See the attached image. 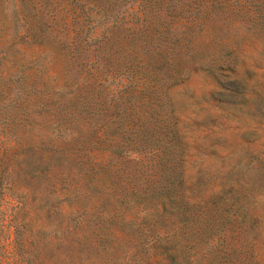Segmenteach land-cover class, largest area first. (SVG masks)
<instances>
[{
	"label": "rangeland",
	"instance_id": "374dc122",
	"mask_svg": "<svg viewBox=\"0 0 264 264\" xmlns=\"http://www.w3.org/2000/svg\"><path fill=\"white\" fill-rule=\"evenodd\" d=\"M102 2L0 0V140L57 139L71 182L35 207L101 218L57 217L51 250L46 230L25 240L32 257L264 264V0ZM79 129L95 133L90 151ZM3 234L0 264H20Z\"/></svg>",
	"mask_w": 264,
	"mask_h": 264
},
{
	"label": "trees",
	"instance_id": "16d2710c",
	"mask_svg": "<svg viewBox=\"0 0 264 264\" xmlns=\"http://www.w3.org/2000/svg\"><path fill=\"white\" fill-rule=\"evenodd\" d=\"M20 1L23 2V0ZM92 1L94 2L95 10L101 13L103 10L99 7L101 3H103V0ZM20 9V7L15 6L14 16L20 26H23L26 30L28 29L26 33L29 35L32 28L27 23ZM104 12L107 13V10H104ZM78 29L79 27L76 31H79ZM90 103L91 101L85 102L86 110L90 107ZM89 113L95 115L98 114L99 111H91ZM54 127H56V125ZM5 131L6 130H0V133L2 132L4 135ZM77 136L78 139L76 142L81 143V148L82 143L86 141L88 143V150L90 151L93 145L90 143V140L92 141V139L96 137L95 133L92 134V132L88 133L84 129H79ZM95 141H97V138H95ZM67 144L68 143L65 142L64 145ZM119 147L120 144L117 145L116 142L111 151H113V149L114 151H116V149L120 150ZM63 150L64 148L60 146L58 140H53L52 138L25 142L13 136L10 140H7V138L0 140V232L4 233V237L7 235L6 233H11L13 236L12 244L14 252H12V254L20 264H38L32 257L37 250L36 246H31V243L29 247H27L25 241L29 238V235L36 234L39 230H46L49 234L54 236V238L50 237L47 247L51 250L56 246L55 242L54 244L52 243L58 239L57 236L60 231V225L63 224V222L57 228H54V230L53 228H51V230L49 228L54 226V221L57 217L60 219L56 222L60 223L64 218L69 224L74 222L76 228H80L83 224H95V222L101 221L97 212L91 213L89 210H85L83 206L68 213H61L58 209L43 212V209L35 207L34 193L36 194L38 192L39 194L41 190H46L47 188L56 190V192L60 191L62 188H66V191L68 190L66 186L70 184L71 177L67 173L56 170V155ZM82 155L84 158L79 160L80 166L85 164L86 167V164L89 163L92 169L94 165L92 158L84 153ZM76 192L78 193V189H76ZM41 213H46L45 217L41 216ZM39 224V229L35 230L32 234H30L31 230L29 231L28 228H26L29 226L30 229L34 230ZM23 226L26 229H22ZM78 237L81 238L82 236ZM2 240L4 239L0 238V263H2L1 258L3 257L1 255H4V252L7 250V245L4 244ZM30 256L32 259H30Z\"/></svg>",
	"mask_w": 264,
	"mask_h": 264
}]
</instances>
